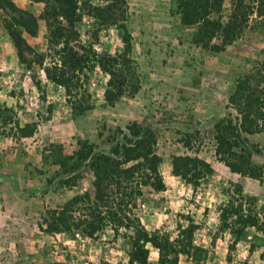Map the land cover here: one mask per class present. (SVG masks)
I'll return each instance as SVG.
<instances>
[{
	"label": "rangeland",
	"instance_id": "374dc122",
	"mask_svg": "<svg viewBox=\"0 0 264 264\" xmlns=\"http://www.w3.org/2000/svg\"><path fill=\"white\" fill-rule=\"evenodd\" d=\"M9 1L37 18L44 9L40 0ZM186 1L193 0H121L117 24L101 25L93 8L106 2L77 0L82 70L63 72L70 93L44 73H62L61 46L50 44L45 22L31 36L1 1L0 103L11 112L0 120V264H127L131 230L115 234L106 222L92 236L83 231L97 227L95 156L109 154L132 123L150 128L159 158L158 175L140 186L133 211L146 230L174 239L179 225L193 221V249L178 264H264V131L249 137L259 154L247 167L259 169L258 177L231 170L215 140L219 119L233 121L245 104L231 97L264 75V13L258 0H244L250 15L242 36L225 49L216 40L202 49L184 18ZM234 2L224 0L220 15ZM8 28L23 39L20 54ZM109 63L122 83L111 102L104 97ZM198 161L210 167L199 176ZM231 204L259 229L235 218L221 227L219 212ZM60 214L71 230L50 232ZM157 259L150 248L148 264Z\"/></svg>",
	"mask_w": 264,
	"mask_h": 264
},
{
	"label": "trees",
	"instance_id": "16d2710c",
	"mask_svg": "<svg viewBox=\"0 0 264 264\" xmlns=\"http://www.w3.org/2000/svg\"><path fill=\"white\" fill-rule=\"evenodd\" d=\"M1 1H5L12 10L19 13L17 19L14 20L15 25L23 28L31 36H35L37 33L38 20L45 22L49 30L50 44L61 46L59 49V53H61L59 70L62 73L61 75L52 73L48 67L44 68V73L47 79L62 86L67 93H70L69 79L63 72L65 70L72 72L82 70L78 49L83 46L78 44L79 35L75 29L80 19L77 0H40L44 4V9L38 18L22 11L9 0H0L2 9ZM103 1L106 2L104 7L93 8L101 25L117 24L120 11L116 13L113 9L121 7V4L118 5L121 0H116L117 2L114 0ZM183 5L185 20H188L190 25L196 26L193 41L202 49H209L213 40L220 41L221 49H225L237 41L247 28L250 8L244 0H235L229 13L225 16L220 15L224 0H193L186 1ZM257 6L259 13H264V0H258ZM8 34L15 42L20 54L23 39L11 28H8ZM111 61L115 62L114 59ZM113 63H109L107 69L109 79L104 92L105 100L109 102L117 99L122 91V83L117 79ZM239 89L236 93L237 96L231 97L230 102L236 106L234 100L237 99L244 101L245 104L241 109L235 107V111L239 115L238 118L233 121L229 118H221L216 124L215 140L220 149L217 153L218 156L223 154L225 158H222V161L234 172L258 177L259 169L257 171L249 169L247 159L252 155L259 154L249 137L264 131V75H259L255 85L243 83ZM9 112L11 110L0 103V120L3 123L6 122ZM126 130L128 133L122 135L121 140L117 141L109 154L100 152L95 156V160H97V167H95L97 169L95 183L97 227L91 224V231L84 229L83 232L92 236L96 228L98 231L104 223L109 222L115 234L121 228L132 231L127 264H148L150 248L157 251L158 264H178V256L190 255L193 249L192 236L196 225L193 221H190L187 227L179 225L178 234L174 239H171L165 232L147 231L139 217L133 213L136 209V202L142 195L140 186L158 175L159 158L153 151L154 136L149 127H141L132 123L126 127ZM198 167L200 169L197 168L198 171L195 173L198 176L210 170V167L201 161H198ZM174 172L177 175L186 176L178 166H175ZM192 177L195 178L193 173ZM111 205L113 209L110 207ZM127 207L130 209L124 210ZM243 212L241 205L234 207L231 204L230 207L221 209L219 212L221 227H227L228 220L235 218L234 222L237 224L259 229L260 225L257 219L250 214L244 215ZM51 220L52 222L48 225L50 232L71 230L72 224L61 214Z\"/></svg>",
	"mask_w": 264,
	"mask_h": 264
}]
</instances>
